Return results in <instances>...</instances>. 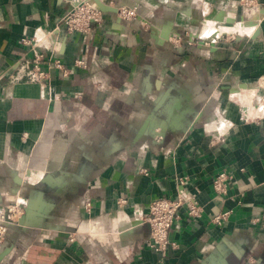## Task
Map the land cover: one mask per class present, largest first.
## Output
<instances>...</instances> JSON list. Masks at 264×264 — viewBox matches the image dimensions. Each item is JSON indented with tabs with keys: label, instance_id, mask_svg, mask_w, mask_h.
<instances>
[{
	"label": "crops",
	"instance_id": "crops-1",
	"mask_svg": "<svg viewBox=\"0 0 264 264\" xmlns=\"http://www.w3.org/2000/svg\"><path fill=\"white\" fill-rule=\"evenodd\" d=\"M94 1L82 31L71 0H0V264H264V0ZM33 50L44 79L7 81ZM178 188L199 214L180 204L156 253L137 212Z\"/></svg>",
	"mask_w": 264,
	"mask_h": 264
},
{
	"label": "built area",
	"instance_id": "built-area-1",
	"mask_svg": "<svg viewBox=\"0 0 264 264\" xmlns=\"http://www.w3.org/2000/svg\"><path fill=\"white\" fill-rule=\"evenodd\" d=\"M257 2L258 0H238L240 7H246ZM112 9L116 11L119 17L125 19V21L133 20L138 15L135 7L130 5H118L112 7ZM102 10L103 8L97 3H89L87 0H71L70 7L63 13L61 18L67 30L76 29L86 31L89 30L93 24L101 20ZM192 33L193 32L190 30L188 38L191 37ZM198 37L197 35L195 38ZM178 38L179 35L176 34L174 39L177 40ZM207 41H210V39H207ZM22 42L28 44L30 47L40 45L42 48L50 44L49 41L43 39L41 31H38V29L37 32H34L30 37H23ZM51 48L54 50L55 47L51 45ZM42 55V50H33L30 57L17 61L14 71L8 73L6 80L9 82L20 79L42 81L45 77V70L39 63V59ZM74 61L76 64L83 65L82 59L76 58ZM53 64L60 67V60L58 57H54ZM227 177L228 173L224 170H219L211 176V187L215 193H223L225 191ZM178 182L181 183L182 180L178 178ZM183 202L187 205L186 213L188 215L195 216L199 214L200 208L193 198V193L181 188L176 190L174 196H157L149 199L146 210L144 212H137L140 220L143 219L147 223V245L154 252L162 253L168 242L173 243V241L167 239L166 230L172 219L176 216L177 207ZM85 203L87 204L88 202L85 201ZM18 209L20 208L17 204L6 205L5 213L0 220V242L4 237L6 224L16 221V218L11 219L10 212L18 211ZM254 219L258 220L264 227V209H262L259 216H254Z\"/></svg>",
	"mask_w": 264,
	"mask_h": 264
},
{
	"label": "bare ground",
	"instance_id": "bare-ground-1",
	"mask_svg": "<svg viewBox=\"0 0 264 264\" xmlns=\"http://www.w3.org/2000/svg\"><path fill=\"white\" fill-rule=\"evenodd\" d=\"M87 1H88L89 3H95L94 0H87ZM257 5H258V3H253V4L249 5V6L244 7V8H251V7H254V6H257ZM102 6H105V5L103 4ZM263 12H264V7H261V8H260V15H262ZM215 20H217V19H215ZM253 21H255V20L253 19ZM215 22H217V21H215ZM227 23H228V22H227ZM229 24H230V23H229ZM220 27H221V26H220ZM221 29L224 30V29H225V26H222ZM218 30H219V29H218ZM218 30H215V32H213V34H211V36H215V35L217 34ZM225 31H226V30H225ZM208 37H209V35L205 36V34H204V35H202L200 38H201V39H209Z\"/></svg>",
	"mask_w": 264,
	"mask_h": 264
},
{
	"label": "water",
	"instance_id": "water-1",
	"mask_svg": "<svg viewBox=\"0 0 264 264\" xmlns=\"http://www.w3.org/2000/svg\"><path fill=\"white\" fill-rule=\"evenodd\" d=\"M98 5H100V6H101L103 9H105V8H106L105 6H102L103 4L101 5L100 3H98Z\"/></svg>",
	"mask_w": 264,
	"mask_h": 264
},
{
	"label": "rangeland",
	"instance_id": "rangeland-1",
	"mask_svg": "<svg viewBox=\"0 0 264 264\" xmlns=\"http://www.w3.org/2000/svg\"><path fill=\"white\" fill-rule=\"evenodd\" d=\"M219 28H221V27H219ZM230 30H232V29H229V30H226V31H230ZM222 31H225V30L222 29Z\"/></svg>",
	"mask_w": 264,
	"mask_h": 264
}]
</instances>
